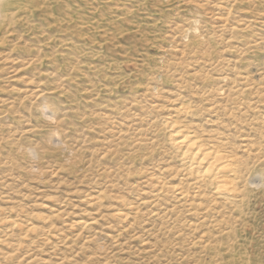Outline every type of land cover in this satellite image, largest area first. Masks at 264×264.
I'll return each mask as SVG.
<instances>
[{"label":"rangeland","instance_id":"rangeland-1","mask_svg":"<svg viewBox=\"0 0 264 264\" xmlns=\"http://www.w3.org/2000/svg\"><path fill=\"white\" fill-rule=\"evenodd\" d=\"M0 264H264V0H0Z\"/></svg>","mask_w":264,"mask_h":264},{"label":"bare ground","instance_id":"bare-ground-1","mask_svg":"<svg viewBox=\"0 0 264 264\" xmlns=\"http://www.w3.org/2000/svg\"><path fill=\"white\" fill-rule=\"evenodd\" d=\"M177 111L187 114L188 108L180 107ZM165 126L169 131L170 145L179 154V165L195 188L200 189L208 185L212 188L213 196L225 201L238 194L235 181L239 173V165L233 156L224 153L217 143L206 142L202 135L192 134L188 128L179 126L177 121L165 122ZM188 192L180 188L174 189V193L181 199H184ZM98 201L97 197L93 200L95 203ZM129 215V213L120 214V217L122 220H127ZM86 223L78 222L83 229L87 226ZM7 226L15 228L17 222L9 219ZM29 231L30 229H26V232Z\"/></svg>","mask_w":264,"mask_h":264}]
</instances>
